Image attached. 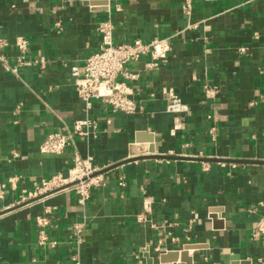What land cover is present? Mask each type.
Wrapping results in <instances>:
<instances>
[{
	"label": "crops",
	"instance_id": "0c3cea01",
	"mask_svg": "<svg viewBox=\"0 0 264 264\" xmlns=\"http://www.w3.org/2000/svg\"><path fill=\"white\" fill-rule=\"evenodd\" d=\"M104 20L115 43L168 38L166 63H129L135 112L95 100L96 128L43 153L83 116L70 67L98 50ZM0 36L7 56L24 36L26 58L45 60L0 68V182L19 177L0 199V264H186L170 256L185 246L191 264H264V0H0ZM75 155L103 178L85 204L72 190L20 202Z\"/></svg>",
	"mask_w": 264,
	"mask_h": 264
},
{
	"label": "built area",
	"instance_id": "2783aa9c",
	"mask_svg": "<svg viewBox=\"0 0 264 264\" xmlns=\"http://www.w3.org/2000/svg\"><path fill=\"white\" fill-rule=\"evenodd\" d=\"M210 1V0H205ZM187 10L191 7V0H184ZM100 36V44L97 51L83 58L80 65H72L70 73L74 78V90L83 104V116L75 118L71 129L65 132L49 133L41 145L43 153L61 154L64 149L74 143L75 136H87L96 128L97 120L89 115L95 100L109 107L112 111L133 114L136 104L130 97L127 80H135L138 73L131 72L127 65L132 62L148 57L145 63L146 68H156L166 63L167 54L170 50L168 38H155L150 41L134 39L130 42L115 43L112 39V26L108 21H101L97 26ZM10 42L0 36V68L16 74L17 68L30 64H39L43 67V57L30 61L26 58L29 48V40L24 36H17L12 44L15 48V56L10 57L5 49ZM10 59L14 61L10 63ZM171 112H184L187 106L180 99L171 97L167 105ZM19 177L11 176L6 183L0 182V199L5 197L7 186L15 189ZM103 184V178L98 169L93 166L88 158H81L75 155L73 166L66 176L60 173L51 175L49 178L34 182L32 189L20 197V202L37 198L43 194L53 193L59 190H72L76 195L78 204H85L90 197L91 189ZM41 227L47 224L44 217L36 220ZM83 223L79 222L72 226L76 241L80 240ZM264 233V220L256 225L253 235L259 236ZM47 240L44 234L40 242Z\"/></svg>",
	"mask_w": 264,
	"mask_h": 264
},
{
	"label": "water",
	"instance_id": "95a60500",
	"mask_svg": "<svg viewBox=\"0 0 264 264\" xmlns=\"http://www.w3.org/2000/svg\"><path fill=\"white\" fill-rule=\"evenodd\" d=\"M101 10H105L104 8H102ZM190 248V246H185L184 249H182L181 251L178 252H173V254H170V256H173V260H175L176 258H180V260L182 262H186V264H191L190 259L187 256V249ZM161 258H164V256L162 255ZM148 264H151V261L148 260L147 261Z\"/></svg>",
	"mask_w": 264,
	"mask_h": 264
}]
</instances>
